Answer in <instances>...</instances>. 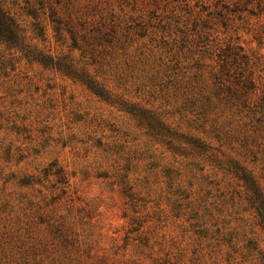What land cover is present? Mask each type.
Wrapping results in <instances>:
<instances>
[{
    "label": "rangeland",
    "instance_id": "obj_1",
    "mask_svg": "<svg viewBox=\"0 0 264 264\" xmlns=\"http://www.w3.org/2000/svg\"><path fill=\"white\" fill-rule=\"evenodd\" d=\"M6 5L29 26L23 0ZM71 9L84 20L106 17L123 32L131 26L133 38L107 47L96 62L71 50L70 40L55 42L51 29L47 41L33 42L71 55L114 96L198 140L225 169L206 155L176 154L81 82L0 46V264L58 261L44 252L49 237L41 219L53 216L74 223L106 264H264V229L244 183L228 170L245 168L264 197V130L213 98L218 55L234 46L249 60L241 66L253 73L251 101L264 94L258 0H74ZM231 66L233 74L238 64ZM52 163L69 176L65 195L44 176ZM24 177L35 182L22 185Z\"/></svg>",
    "mask_w": 264,
    "mask_h": 264
},
{
    "label": "trees",
    "instance_id": "obj_2",
    "mask_svg": "<svg viewBox=\"0 0 264 264\" xmlns=\"http://www.w3.org/2000/svg\"><path fill=\"white\" fill-rule=\"evenodd\" d=\"M23 2V12L32 19L29 26L24 25L18 16L7 7L6 0H0V46L18 53L17 59H25L46 68L55 69L65 76L81 82L97 97L119 106L135 116L150 136L167 145L176 154L182 156L198 155L200 157L206 155L203 159L212 161L225 169L226 164L214 157V154H208V149L202 146L198 140L178 135L153 111L143 109L114 96L104 83L89 73L86 67L79 68L71 55L46 52L45 49H40L38 44L33 42L35 39L47 41L51 29L55 42L65 45L70 40L71 50H80L82 56L89 55L92 61L96 62L107 47L124 46L128 40H132L131 29L133 27L128 26L123 32L120 25H116L114 21L108 22V18L103 16L99 21L74 17L71 9L74 0H23ZM258 8H260V13L264 14V0H258ZM138 27H141L139 28L140 32L136 34L141 37L145 36L144 26L138 24ZM205 35L202 33L200 37ZM228 50H232V52L226 53ZM242 51V46H234L218 55L220 70L213 76L215 90L213 98L215 102L217 101V107L223 106L229 109L232 114L247 118L249 125L256 131L264 130V94L257 101H251L250 94L255 90V81L252 78L253 73L247 72V69L241 66L242 64L245 66L249 64L247 56L241 54ZM230 61L234 63H230ZM232 64H238V69L233 74L231 73ZM206 100L209 103L213 101L209 95L206 96ZM228 170L232 171L244 183L247 199L251 207L256 209L259 225L264 229V197L260 187L245 168L233 164L232 166L228 165ZM44 176L45 178L53 176L56 182L54 186L60 185L62 194L67 193L70 186L69 176L63 168L58 167L57 163H52L50 168L44 171ZM33 182L35 179L32 177H24L20 180L22 185L27 186ZM121 183L124 185V191L130 190L125 176L121 177ZM129 197L132 202L135 201L134 194H130ZM193 215L195 218L198 213ZM41 220L47 223V235L49 237L44 252H48L52 256L58 255L59 258L57 261L52 257L53 264L107 263L105 255H99L95 252V246L92 245L93 242L88 240V236L82 233L84 240L79 238L81 234L76 231V225L71 221L64 220L63 217L55 219L54 216ZM132 224L139 223L137 219H132ZM140 227H142L141 224H139V228H135L133 231L139 230ZM83 231L85 232L84 229ZM128 233H132V230H129ZM216 233L219 235L218 231ZM125 239L128 240L129 236ZM10 263L12 262L10 261ZM4 264H9V262ZM163 264H167V261Z\"/></svg>",
    "mask_w": 264,
    "mask_h": 264
}]
</instances>
